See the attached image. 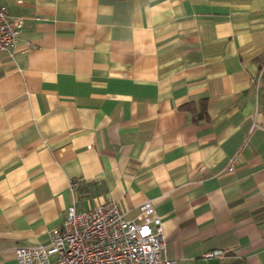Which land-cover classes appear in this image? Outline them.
Segmentation results:
<instances>
[{
  "label": "crops",
  "instance_id": "1",
  "mask_svg": "<svg viewBox=\"0 0 264 264\" xmlns=\"http://www.w3.org/2000/svg\"><path fill=\"white\" fill-rule=\"evenodd\" d=\"M0 5V264L74 198L151 202L176 264H264V0Z\"/></svg>",
  "mask_w": 264,
  "mask_h": 264
},
{
  "label": "built area",
  "instance_id": "2",
  "mask_svg": "<svg viewBox=\"0 0 264 264\" xmlns=\"http://www.w3.org/2000/svg\"><path fill=\"white\" fill-rule=\"evenodd\" d=\"M21 25V17H10L0 5V52H9ZM77 186L70 182L72 195ZM163 250L161 219L151 202L141 203L134 218L127 219L112 200L78 210L74 198L63 222L50 230L49 244L16 246L15 264H176ZM222 255L216 248L203 257Z\"/></svg>",
  "mask_w": 264,
  "mask_h": 264
}]
</instances>
